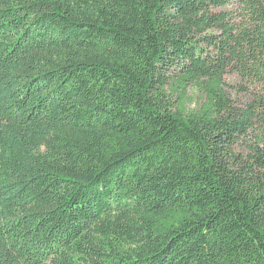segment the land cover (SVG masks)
Returning <instances> with one entry per match:
<instances>
[{
  "label": "trees",
  "instance_id": "16d2710c",
  "mask_svg": "<svg viewBox=\"0 0 264 264\" xmlns=\"http://www.w3.org/2000/svg\"><path fill=\"white\" fill-rule=\"evenodd\" d=\"M0 264H264V0H0Z\"/></svg>",
  "mask_w": 264,
  "mask_h": 264
},
{
  "label": "rangeland",
  "instance_id": "374dc122",
  "mask_svg": "<svg viewBox=\"0 0 264 264\" xmlns=\"http://www.w3.org/2000/svg\"><path fill=\"white\" fill-rule=\"evenodd\" d=\"M226 9H230V7H225ZM226 91L228 95L234 99L237 104L242 105L248 101V95L245 93L244 90L241 89V80L235 73H228L225 77ZM189 95V108L191 109H198L201 104H203L206 100V95L203 91L199 90L198 87H189L187 89ZM249 141H240L236 149L238 152L242 154H247Z\"/></svg>",
  "mask_w": 264,
  "mask_h": 264
}]
</instances>
